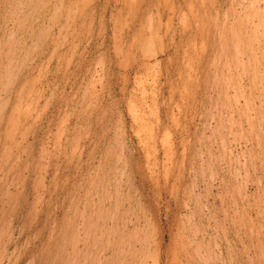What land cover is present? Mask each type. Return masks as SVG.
<instances>
[{
  "label": "rangeland",
  "instance_id": "obj_1",
  "mask_svg": "<svg viewBox=\"0 0 264 264\" xmlns=\"http://www.w3.org/2000/svg\"><path fill=\"white\" fill-rule=\"evenodd\" d=\"M0 264H264V0H0Z\"/></svg>",
  "mask_w": 264,
  "mask_h": 264
},
{
  "label": "bare ground",
  "instance_id": "obj_2",
  "mask_svg": "<svg viewBox=\"0 0 264 264\" xmlns=\"http://www.w3.org/2000/svg\"><path fill=\"white\" fill-rule=\"evenodd\" d=\"M44 32V31H43Z\"/></svg>",
  "mask_w": 264,
  "mask_h": 264
}]
</instances>
